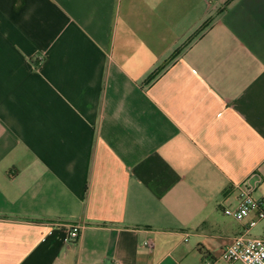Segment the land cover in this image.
<instances>
[{"label": "crops", "instance_id": "crops-1", "mask_svg": "<svg viewBox=\"0 0 264 264\" xmlns=\"http://www.w3.org/2000/svg\"><path fill=\"white\" fill-rule=\"evenodd\" d=\"M243 182L264 0H0V264H223Z\"/></svg>", "mask_w": 264, "mask_h": 264}, {"label": "built area", "instance_id": "built-area-1", "mask_svg": "<svg viewBox=\"0 0 264 264\" xmlns=\"http://www.w3.org/2000/svg\"><path fill=\"white\" fill-rule=\"evenodd\" d=\"M224 213L236 220L248 219L247 227L251 228L264 219V199L252 195V187L243 182L238 189V202L234 207H225ZM79 236V225H71L65 233V240L71 241ZM148 244V242H145ZM223 264H264V237L253 236L247 229L234 236L224 246L220 258ZM206 264H218L208 261Z\"/></svg>", "mask_w": 264, "mask_h": 264}, {"label": "rangeland", "instance_id": "rangeland-1", "mask_svg": "<svg viewBox=\"0 0 264 264\" xmlns=\"http://www.w3.org/2000/svg\"><path fill=\"white\" fill-rule=\"evenodd\" d=\"M251 233L257 235L258 237H264V219L258 222L257 226L251 230Z\"/></svg>", "mask_w": 264, "mask_h": 264}]
</instances>
